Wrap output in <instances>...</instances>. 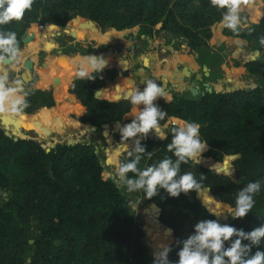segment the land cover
Returning a JSON list of instances; mask_svg holds the SVG:
<instances>
[{
  "label": "trees",
  "instance_id": "obj_1",
  "mask_svg": "<svg viewBox=\"0 0 264 264\" xmlns=\"http://www.w3.org/2000/svg\"><path fill=\"white\" fill-rule=\"evenodd\" d=\"M222 11L213 8L209 0H34L22 20L0 25V31L15 32L21 48V36L31 24L38 22L49 30H63L81 16L93 20L98 28H114L116 35L135 28V34L145 40L164 32L167 39L173 38L187 44L190 51L199 52L213 38ZM80 21L75 22L77 34L83 30ZM31 31L34 37L26 43L18 61L4 64L8 77L12 72L20 71L21 75L29 71L25 62L31 59L30 53L38 51L39 43L47 51L55 46L53 32L35 26ZM225 34L256 42L263 55L248 62L247 68L259 76L260 83L230 92L205 91L201 98L191 94L173 95L169 102L159 98L155 103L168 113L160 121L168 138L162 140L149 134L142 140L152 155L145 153L138 165L143 169L166 157L176 159L166 149L171 129L177 126L171 125V117L198 123L208 148L200 163L182 164L180 174L192 172L198 180L205 175L200 197L193 191L173 198L163 189L151 199L142 190L132 194L116 183L117 168L106 165L108 145L102 134L67 144L92 134L86 123L101 133L118 123H130L138 110L127 99L96 97V89L106 82L102 71L90 74L89 80L79 78L68 63L59 67L57 58L47 61L48 67L39 70L37 80L47 89L27 88L22 92L19 97L28 106L17 111L19 114L8 109L0 112L4 124L10 125L14 133L21 136L23 131L34 130L46 136L39 125L47 135L56 127L54 139L59 142L47 151L35 138L15 140L0 128V264H153L152 255L156 257L163 244L172 249L169 260L178 261L182 242L194 234V226L201 220H218L209 209L223 214L234 209L237 191L254 181L260 182L261 190L254 197L252 211L242 219L219 222L246 232L264 226V44L260 43L264 37V9L249 27L240 25L235 33L225 28ZM71 61L77 71L86 66V59ZM106 69L113 80L115 66L107 63ZM147 79L143 72L138 82L145 86L143 81ZM19 81L16 84L23 83ZM134 83L129 80L130 85ZM227 86L231 85L223 88ZM124 87L118 91L103 89L101 96L114 99ZM171 90L165 89L167 95ZM115 135L118 151H122L119 166L134 158L135 153L129 157L131 142H122L120 133ZM112 151L114 157L116 149ZM133 175L128 173L129 177ZM137 196L146 205V229L152 237L145 238L147 246L143 225L136 218ZM257 250L264 251V239L258 247L253 246L252 252Z\"/></svg>",
  "mask_w": 264,
  "mask_h": 264
},
{
  "label": "clouds",
  "instance_id": "obj_2",
  "mask_svg": "<svg viewBox=\"0 0 264 264\" xmlns=\"http://www.w3.org/2000/svg\"><path fill=\"white\" fill-rule=\"evenodd\" d=\"M213 8L222 11L221 24L234 33L239 31L241 17L239 15L242 4L248 0H209ZM34 0H0V25H7L12 21H20L27 11H31ZM264 44V37L260 40ZM20 56L17 34L12 31H0V112L6 109L21 111L28 106L25 99L19 97L21 88L8 86V74L3 69L6 62H16ZM108 61L103 56L89 55L86 66L82 65L77 72L79 78L92 80L90 75L101 72ZM145 87L141 91L137 86L124 97L129 100L138 114L134 115L130 123L117 124L122 142H130L131 151L128 162L121 163L116 169L119 186L126 187L129 192L143 191L146 198L158 195L159 190H165L170 197L178 198L181 193L188 194L195 191L200 197L205 175L198 180L192 172L180 174L182 164L189 161L201 162L202 154L207 150L208 143L200 136V125L185 121L171 129V142L166 145L168 152L173 153L175 160L166 157L146 168H139L141 159L146 153L151 157L152 152L146 151L142 140H146L153 131L159 139L168 137L162 132L160 121L165 120L168 113L157 103L159 98L168 101L167 93L162 84L148 79L143 81ZM143 106V107H141ZM128 173H133L129 177ZM261 190L259 181L249 182L236 193L235 207L229 212L234 219L246 217L255 205V195ZM202 203L208 208L207 202ZM209 209V208H208ZM220 217L223 212L211 211ZM170 232V230H169ZM264 239V226L257 227L250 232L238 229L219 220H201L194 226V234L184 240L178 251V261H170L171 247L161 245L162 251L156 253L153 264H264V251L252 252L253 246H259ZM244 241L250 243L245 244Z\"/></svg>",
  "mask_w": 264,
  "mask_h": 264
},
{
  "label": "crops",
  "instance_id": "obj_3",
  "mask_svg": "<svg viewBox=\"0 0 264 264\" xmlns=\"http://www.w3.org/2000/svg\"><path fill=\"white\" fill-rule=\"evenodd\" d=\"M260 5L264 7L263 1L250 0L247 4L241 5L239 15L241 17L240 25L243 28L254 23V19L263 11L260 10ZM32 26L41 28L38 22L31 24L30 29H32ZM135 31L130 30L121 35H116L114 32L109 36L98 30L96 32L97 37L92 39L90 30L83 29L80 31L82 36L80 38L76 37L73 40L74 42L64 40V38L59 40L57 39L59 37L52 39L55 42V48L52 51L41 48L39 43L38 51L35 54L30 53V58L34 59V71L38 72V67L43 61H54L53 54L59 55L58 50L60 49H63L62 55L70 60L86 59L89 55L111 50L112 54L108 58L112 60L113 63L111 64L115 66L117 74L114 77L115 80H111L108 78L107 69L102 71L106 82L100 88L104 90H117L121 83L126 86L124 91V94H126L136 87L135 85L130 86L129 80L134 82L142 80L143 72L146 73L148 79L162 84L164 89H172L168 92L167 98L173 95L190 94L191 89H198V95H200L208 91V87L220 92H229L233 87H237V89L250 88L260 83L259 76L253 74L247 68L248 62L261 58L263 55L261 52L257 54L259 47L256 42L242 36L225 34V27L221 22H218L215 26L213 38L209 41L205 55L201 50L204 56L201 58L197 56L200 51H190L187 44L173 38L167 39L164 32L154 33L152 37H146L145 40H137ZM132 44L135 45L134 50L131 49ZM25 46L26 44H23L20 52ZM69 48H73L74 51L68 53L66 50ZM124 54L127 55L129 68L120 76V69L116 64L123 59ZM139 56L142 57L141 60L138 59ZM134 63L135 65H133ZM78 71L76 70V72ZM20 77V71L12 72L9 75L8 86L16 88L17 84L14 85ZM223 85L231 86L223 88ZM28 86L26 85L25 90ZM21 93L18 95L20 96ZM102 98L115 101V99L103 96ZM69 117H71L70 114ZM180 120L182 121V119ZM116 127L117 125L108 129L116 134L114 131Z\"/></svg>",
  "mask_w": 264,
  "mask_h": 264
},
{
  "label": "water",
  "instance_id": "obj_4",
  "mask_svg": "<svg viewBox=\"0 0 264 264\" xmlns=\"http://www.w3.org/2000/svg\"><path fill=\"white\" fill-rule=\"evenodd\" d=\"M262 1L263 0H260V2H262ZM263 8H264L263 5H260V10H263ZM77 20H82V21H80V25H81V28H83V29H86L87 30V29H91V28L97 27L96 23L93 20H91V19H85V18H83L81 16H78V17L74 18L72 21H77ZM54 29L55 30L53 32V35L56 36V37H60L63 34L71 35L72 37H77L78 36L76 30H74V29H71L70 30L69 29V25L65 29H63V30H58L56 28H54ZM33 37H34V32H32V31L30 32V30H26L22 34L21 39H22V42L24 44H26L29 41H31L33 39ZM54 48H55V46L53 48H51V50H53ZM131 49L132 50L135 49V45L134 44L131 45ZM58 53H59V55L53 54V58H57L58 59L59 65H67V63L69 62V60L67 59V57L65 55H62L63 54V49L62 50L61 49L58 50ZM259 53H260V50H257V54H259ZM111 54H112L111 50H108V51H105V52H102V53H97V54H94V55H96L97 57L103 56L105 58V60L108 61V63H113L112 60H110L108 58V56L111 55ZM68 64H69V66L73 67L72 66L73 65V61L71 63L69 62ZM48 65H49V63L47 61H43L41 63V67L42 68H47ZM25 66H26V68L29 71L26 74L24 72L21 73V80L20 81H22L23 83L21 84V86H17V87H19V88L22 89L21 92H23L25 90L26 85L31 84V83L33 84V89H35V90H39V89L44 90V89H47V87L44 88V87H42V86H40V85L37 84V80L35 79V75L33 73V71H34L33 70V68H34L33 60L32 59H27L26 62H25ZM116 66L119 67V69H120L119 75L122 76L123 75V72L129 68V61L127 60V55L124 54L123 55V59L120 60V61H118V63L116 64ZM105 70H106V67L102 71H105ZM96 73H98V72H94V74H96ZM55 78H56V75L53 77V80ZM163 83H165V82L163 81ZM17 85H20V84L18 83ZM193 90H195V89H191L190 90L191 91V93H190L191 96H198L200 98L202 97V95H203L204 92L201 93L200 95H198ZM235 90H237V87H233L231 90H229V92L230 91H235ZM129 91H131V90H129ZM208 91L209 92H212V91L220 92V91H216V90H214L212 88H209V87H208ZM101 92H102V88L97 89L95 91L96 97L102 98ZM127 93L124 94V95H122L121 97H118L117 99H115V101H119V100L125 99L124 97L127 95ZM220 93H223V92H220ZM14 113L17 114V111H14ZM21 115H23V114H21ZM4 121H5V119L1 116L0 117V128H4L5 129V134L7 136L14 137L15 140H18L21 136L19 134L14 133L13 132V129L10 127V125L9 126H6L4 124ZM182 121L185 122L184 120H182ZM83 124H85V123H83ZM86 124H89V123H86ZM89 129L92 130V134L95 133V131H97V128L95 126H91V127H89ZM102 134L106 138V142L108 143L109 150H113L115 147H117V145H116V137H115L114 133L110 129L104 128L102 130ZM150 134H151V136H156L155 135V132H152ZM88 139H90V136L89 135H86V137H83V139H79V141H75V142L68 141L66 143L69 144V145H74V144H76L78 142H83V141H86ZM56 144L57 143L51 144L50 146L46 147L47 151H50L51 148H53V147L56 146ZM105 160H106V165L112 166V162H111V159L109 157H106ZM116 183L119 184L118 181H117V179H116ZM3 195L4 196H7V192H4ZM122 204L125 205V203H122ZM232 210L233 209H229L228 211H226L225 214H223L222 216L218 217V220L219 221L227 220V221L231 222L234 218L232 217L231 213H229V212H231ZM147 224H149V223L147 222L146 224L143 225V229L145 231V236L143 238L145 246H147L146 245V239H145L147 237V229H146ZM152 234H155V232L152 231ZM152 257L154 259H156V257H154V256H152Z\"/></svg>",
  "mask_w": 264,
  "mask_h": 264
},
{
  "label": "rangeland",
  "instance_id": "obj_5",
  "mask_svg": "<svg viewBox=\"0 0 264 264\" xmlns=\"http://www.w3.org/2000/svg\"><path fill=\"white\" fill-rule=\"evenodd\" d=\"M75 22L76 21H71L70 23H69V29L71 30V29H74V30H76V26H75ZM32 27H34V26H32ZM30 28H31V26L27 29V30H30ZM87 30H90V37L93 39V37H97V34H96V32L98 31V30H100L102 33H104L105 35H109L110 36V34H113L114 32H115V30H114V28H111V27H106V28H100V29H98V27H94V28H91V29H87ZM133 31L135 30V28H133L132 29ZM64 38V40L66 39V40H68V41H72V42H74L73 40L76 38V37H72L71 35H67V34H63L61 37H59V38H57V39H59V40H62ZM80 38V37H79ZM24 44V43H23ZM199 49H197V51H198ZM49 51H52V50H50L49 49ZM68 53H70V52H73L74 51V49L73 48H69L68 50H66ZM206 51H207V48L206 49H204L202 52L204 53V55H205V53H206ZM44 52V51H43ZM197 56L199 57L200 56V58L201 57H204L203 55H202V53H201V51L197 54ZM133 65H135V63L133 64ZM59 67H61V66H63V65H58ZM42 69V67H41V65H40V67H38V72H36V71H34L33 73H34V75H35V79L36 80H39V77H40V75H39V70H41ZM126 76H128V75H126ZM115 80V79H114ZM256 82H258V81H256ZM121 84V83H120ZM29 86L27 87V88H30V89H33V84L31 83V84H28ZM14 86H16V83H15V85ZM121 87H123V85L121 84L120 85ZM125 88L126 87H124L123 88V90H122V92H124L125 91ZM103 90V89H102ZM196 91V93L198 94L199 93V91H198V89H196L195 90ZM124 95V94H123ZM118 97H116L115 99H117ZM17 114H19V112H17ZM88 125V127H91L89 124H87ZM178 125H180V123L178 122ZM55 129V128H54ZM53 129V130H54ZM41 130H43L42 129V127H41ZM51 131V133L49 134V135H47V133H44L46 136H40L37 132H35L34 130H30V131H23L24 133H23V135H21V137L22 138H35V139H37L38 141H40V142H42V144H43V146L44 147H48V146H50L51 144H55V143H59V142H56L55 141V139H54V136H55V132L54 131ZM44 131V130H43ZM115 132H116V134L117 133H119V131H118V129H117V127L115 128V130H114ZM154 132V131H153ZM99 134H102V132L100 133V132H98V131H95V133H93V134H89V136H90V139L92 138V137H97V136H99ZM103 135V134H102ZM114 135H115V133H114ZM83 137H86V135L85 136H83ZM104 137V136H103ZM115 137H116V135H115ZM105 138V137H104ZM105 140H106V138H105ZM77 141H79V139L77 140ZM107 143V142H106ZM107 145H108V143H107ZM117 145V144H116ZM116 149V148H115ZM128 150V149H127ZM124 151V150H123ZM107 157H109L110 159L112 158V166H114V167H116V168H118V162H119V156H120V154H122V151L121 152H119L118 151V149H116V151H115V153H114V157H111L112 155V153H113V151L112 150H109V147H108V150H107ZM115 161H114V160ZM132 194H135L136 195V192H132ZM138 197V196H137ZM139 198V197H138ZM145 207H146V205H145V203L142 201V199L141 198H139V203H137V208H136V213H137V215H136V218L138 219V221H140V223H142V225H144V224H146L147 223V217H146V215H145V212H144V210H145ZM227 220H222V221H220V222H226Z\"/></svg>",
  "mask_w": 264,
  "mask_h": 264
},
{
  "label": "bare ground",
  "instance_id": "obj_6",
  "mask_svg": "<svg viewBox=\"0 0 264 264\" xmlns=\"http://www.w3.org/2000/svg\"><path fill=\"white\" fill-rule=\"evenodd\" d=\"M39 29H40V30H43V29H44V30H46V31H50V32H54V30H55L54 28H52V29L49 30V29H46L45 27H44V28H39ZM79 30H80V29H79ZM81 33H82V32L79 31V32H78V35H80ZM80 36H81V35H80ZM80 36H77V37H80ZM138 59L141 60L142 57L139 56ZM68 60H69L70 63L72 62L69 58H68ZM69 62H68V63H69ZM3 66H4V65H3ZM3 66H2V67H3ZM72 66H73V67H71V66H70V67L73 69L74 72H76V69H75V63H74V62H73V65H72ZM120 85H121V84H120ZM120 85L118 86L117 91L120 89V87H121ZM129 85H130V84H129ZM131 85H133V86H134V85L137 86L141 91H143V89H144V87H145V86H143V85H140L139 82H136V83L131 84ZM131 85H130V86H131ZM18 86H21V84L18 85ZM123 94H124V92H122L118 97H121ZM115 98H116V97H115ZM115 98H114V99H115ZM111 99H112V98H111ZM1 114H2V113H1ZM19 117H20V116H19ZM20 118L24 119L23 117H20ZM24 121H26L27 123H30V124H34L33 122H30V121H28V120H26V119H24ZM85 125L88 126L87 124H85ZM39 127L41 128L40 125H39ZM41 131H42L43 133H45L43 130H41ZM53 131H54V132L56 131V127H55V129H54ZM130 142H131V141H130ZM115 148L118 149V147H115ZM111 161H112V158H111ZM117 178H118V177H117ZM147 237H150V238L152 239L151 235H150L148 232H147ZM150 255H151V254H150ZM152 256H153V255H152Z\"/></svg>",
  "mask_w": 264,
  "mask_h": 264
},
{
  "label": "built area",
  "instance_id": "obj_7",
  "mask_svg": "<svg viewBox=\"0 0 264 264\" xmlns=\"http://www.w3.org/2000/svg\"><path fill=\"white\" fill-rule=\"evenodd\" d=\"M40 24V23H39ZM40 27L41 28H44V25L43 24H40ZM178 120H180L179 118L177 117H171L170 118V123L171 125H177L178 126Z\"/></svg>",
  "mask_w": 264,
  "mask_h": 264
},
{
  "label": "flooded vegetation",
  "instance_id": "obj_8",
  "mask_svg": "<svg viewBox=\"0 0 264 264\" xmlns=\"http://www.w3.org/2000/svg\"><path fill=\"white\" fill-rule=\"evenodd\" d=\"M136 37H137V40H139V39H142V38H140V37H139V36H137V35H136Z\"/></svg>",
  "mask_w": 264,
  "mask_h": 264
}]
</instances>
